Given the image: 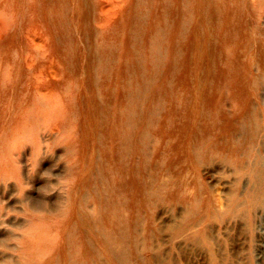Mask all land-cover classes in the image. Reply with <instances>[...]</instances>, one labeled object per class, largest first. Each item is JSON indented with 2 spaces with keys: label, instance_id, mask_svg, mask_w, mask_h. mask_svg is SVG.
Returning <instances> with one entry per match:
<instances>
[{
  "label": "rangeland",
  "instance_id": "374dc122",
  "mask_svg": "<svg viewBox=\"0 0 264 264\" xmlns=\"http://www.w3.org/2000/svg\"><path fill=\"white\" fill-rule=\"evenodd\" d=\"M0 264H264V0H0Z\"/></svg>",
  "mask_w": 264,
  "mask_h": 264
},
{
  "label": "bare ground",
  "instance_id": "6f19581e",
  "mask_svg": "<svg viewBox=\"0 0 264 264\" xmlns=\"http://www.w3.org/2000/svg\"><path fill=\"white\" fill-rule=\"evenodd\" d=\"M53 52H54V48H53ZM29 67H34V63L33 62L29 63ZM42 85H43L42 82L38 81L37 83L32 84V89L41 87Z\"/></svg>",
  "mask_w": 264,
  "mask_h": 264
}]
</instances>
